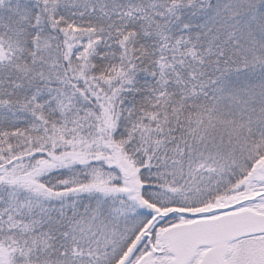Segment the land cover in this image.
<instances>
[{
	"label": "snow or ice",
	"instance_id": "obj_1",
	"mask_svg": "<svg viewBox=\"0 0 264 264\" xmlns=\"http://www.w3.org/2000/svg\"><path fill=\"white\" fill-rule=\"evenodd\" d=\"M0 264H264V0H0Z\"/></svg>",
	"mask_w": 264,
	"mask_h": 264
}]
</instances>
